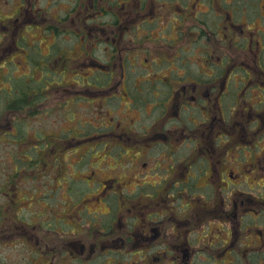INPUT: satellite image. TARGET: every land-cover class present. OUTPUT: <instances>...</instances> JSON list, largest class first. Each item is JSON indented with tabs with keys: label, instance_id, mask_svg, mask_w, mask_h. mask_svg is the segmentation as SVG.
<instances>
[{
	"label": "flooded vegetation",
	"instance_id": "af4514ba",
	"mask_svg": "<svg viewBox=\"0 0 264 264\" xmlns=\"http://www.w3.org/2000/svg\"><path fill=\"white\" fill-rule=\"evenodd\" d=\"M155 1H87L115 19L86 24L94 34L82 35V67L108 77L96 84L99 111H119L124 91L129 126L106 114L99 135L79 140L122 151L87 154L79 161L92 169L58 181L51 168L25 165L29 154L8 155L0 264H264V0ZM187 14L192 24H180ZM99 41L119 56L89 55L85 45Z\"/></svg>",
	"mask_w": 264,
	"mask_h": 264
},
{
	"label": "rangeland",
	"instance_id": "374dc122",
	"mask_svg": "<svg viewBox=\"0 0 264 264\" xmlns=\"http://www.w3.org/2000/svg\"><path fill=\"white\" fill-rule=\"evenodd\" d=\"M87 1L0 0V168L8 155L20 158L29 154L32 160H25V165L51 168L57 181L62 178L71 180L72 177L77 180L82 176L78 175L76 170L82 169L78 172L86 174L85 170L92 169L91 166L84 165V160L79 161L83 156L87 158V154L93 152L96 158L105 153L108 147L115 153L122 151L114 144H100L96 147L91 141L85 142L86 144L80 141L92 135H99L98 123L99 120L105 119L106 114L107 118H114V122L120 121L121 127L129 126V118H120L128 114L127 108H124L125 102L128 101V97L123 96L124 91H120L122 106L118 108L119 111L106 113V106L99 111V103L103 97H98L96 84L105 82L108 77L82 67L83 63H88L87 55L80 47L82 35L85 34L87 39L88 34H94L88 33V29L98 30L102 22H106L103 24L106 25L115 19L113 16L100 17L88 10ZM184 1H180L179 5L184 6V3L192 2ZM162 2L167 3L165 0L155 1L157 4ZM235 2L244 4L243 0ZM197 3L195 11L204 6L203 3H198L197 6ZM82 4L85 6L80 7ZM169 7L170 16L174 15L173 12L181 14L177 12L176 6ZM73 8L76 9L75 13ZM204 8H208L207 5ZM17 10L22 13L18 15ZM163 10L167 12L165 8ZM129 13L133 14V9ZM189 18H192L190 14L181 17L180 24ZM174 19V16L169 17L171 21ZM159 23L163 25L161 21ZM81 24L85 25L86 31L80 28ZM160 25L151 24L149 30L156 34L163 28ZM80 29L85 32L77 33ZM174 32L170 37H174ZM165 33L169 37L167 30L163 31V35ZM101 39L102 36L98 40ZM122 40L133 45V27L126 36L123 34ZM98 43L85 45L91 46L89 55L92 53L93 57L99 59L103 54L109 57L119 56L110 45L107 47L105 43ZM123 51L120 56H126ZM130 51L133 54V49ZM142 53L149 56L146 51ZM87 92L90 94L85 96ZM115 102L118 103L117 100ZM8 103L7 108L10 106V110L6 109ZM84 130L89 133L82 134ZM22 137H25V141ZM31 139L33 140L30 141ZM37 139L42 140L35 143ZM103 139V143H109V138ZM89 147L95 148L94 151L88 150ZM54 154H57L56 157ZM37 157H40V160ZM2 158L4 159L1 161ZM94 169L100 173L102 166H95ZM65 187L63 185V188ZM80 189L81 187H78L75 190Z\"/></svg>",
	"mask_w": 264,
	"mask_h": 264
}]
</instances>
